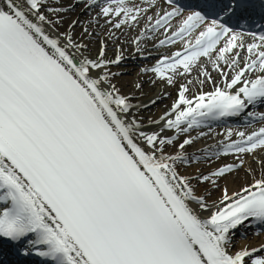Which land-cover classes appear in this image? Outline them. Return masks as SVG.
<instances>
[{"label":"snow or ice","instance_id":"snow-or-ice-1","mask_svg":"<svg viewBox=\"0 0 264 264\" xmlns=\"http://www.w3.org/2000/svg\"><path fill=\"white\" fill-rule=\"evenodd\" d=\"M167 2L171 10L157 13L154 23L148 17L149 24L166 34L159 46L182 41L183 51L162 56L141 72L173 85L174 77L190 75L207 57L224 84L193 98L180 86L170 111L150 121L160 131L149 133L128 119L131 97L111 84L122 74L111 69L119 68L123 57L106 58L102 44L94 60L77 62L68 49L87 46L70 35L61 46L46 30L80 3L99 6L98 15L109 23L119 18L116 29L137 22L148 8L128 0H104L102 6L98 0L67 6L0 0V264H6V255H34L44 264H264V255H256L264 246L232 250L239 226L264 224V177L231 196L225 189L222 206L211 211L191 178L174 167L186 158L165 154L175 137L161 135L173 129L187 133L204 120L236 117L264 103V33L238 32L230 23L246 17L250 0ZM245 35L252 37L246 47ZM221 62L234 70L230 80ZM237 135L240 139L217 155L236 154L239 165L220 167L200 176L199 183L216 184L212 178L243 166L240 154L264 150V127ZM191 143L185 139L178 147ZM192 204L208 215L202 218Z\"/></svg>","mask_w":264,"mask_h":264},{"label":"bare ground","instance_id":"bare-ground-1","mask_svg":"<svg viewBox=\"0 0 264 264\" xmlns=\"http://www.w3.org/2000/svg\"><path fill=\"white\" fill-rule=\"evenodd\" d=\"M54 1L57 4L62 3V0ZM99 1L101 0H98V2ZM151 2L155 4V7H151L148 0H139L134 3H129L130 6L139 5L148 8L149 10L147 11L146 15L142 14L137 22H131L130 24L122 25L119 29H116L115 27L112 29H107V25H104L103 18H101L98 13H94V16H87L89 9H95L97 6L85 8L79 4L76 5L74 11H68L70 15L69 17H71L70 20L63 21V23L59 26L60 29L63 28L62 31L64 32L61 37H54L53 34H51V32L46 28L52 38L59 39L61 46H63L64 42L68 40L69 35L71 36L73 42L82 46H87L86 48L81 47L79 50L74 48L73 54L68 50L77 62L85 58L94 60L102 44L106 49V58L114 59L117 55L123 57L120 67L117 68L113 66L111 69L113 73H122L121 75L113 77L111 79V84L115 85V87L119 89L121 95L131 97L130 103L134 105L132 109L133 115L128 118L130 120L135 118L143 125V131L149 133L160 130V125L152 124L150 121L157 120L161 116H164L166 112L170 111L172 103L177 98L178 89L180 86L185 85L189 88V92L186 93L189 98H193L194 96L199 95L201 92H211L214 90V85L216 86V84L211 85L208 82V76L216 77V73H213L216 66L212 61H209L203 66H196L194 69H192L190 75L174 77L173 85H161L154 78L153 74L150 75V72H140L138 67L135 68L136 72L134 73H132L134 68L127 69L122 67V65H137L136 63L138 59L144 61H155V57L157 56L159 57L157 60H159L162 56H168L171 52L177 51V49L180 48L176 47L175 49H171L165 46H159V41L166 39V34L164 33L163 29L152 31L148 17H153L152 22L154 23V19L157 18L156 14L165 11L167 8L161 6L157 1L151 0ZM71 3H73V0H66V3L64 2L63 5ZM76 20H78L79 23L70 28V23ZM173 23H178V20L173 21ZM90 30L92 31L91 35L86 38L87 35L85 32L88 33ZM88 39H92L94 47H91V45L87 43ZM244 43L246 47L250 42L244 39ZM242 55L247 56V53L243 52ZM242 65L243 60H241V66ZM219 68L223 71L226 70L222 62L219 64ZM228 71L232 72L234 70ZM216 72L218 73V70H216ZM201 73H204V77H201ZM201 80L204 82L200 83ZM138 84L142 85V88L138 89ZM106 86L109 87L108 85ZM152 101H156V103L153 104ZM223 134V132L211 130L203 135H200V137H206L209 135V141L212 142H204V145L202 149L199 150V152H206L207 150L216 149V146L223 138ZM239 139L240 137H235L233 141H237ZM256 157L258 160L264 161V150H260ZM245 182L246 177L244 176V179H238L234 180L233 182L226 183L224 190L227 189L228 194L231 196L241 191L243 187L250 186L254 180L250 179L246 183ZM219 196L220 197L218 199L220 200L223 196V193ZM216 205L217 204H215V206ZM263 244L264 236H259V238H256L250 244H240L237 250L244 247H247L248 249L259 248Z\"/></svg>","mask_w":264,"mask_h":264},{"label":"rangeland","instance_id":"rangeland-1","mask_svg":"<svg viewBox=\"0 0 264 264\" xmlns=\"http://www.w3.org/2000/svg\"><path fill=\"white\" fill-rule=\"evenodd\" d=\"M55 3V1L53 0ZM64 4V3H62ZM68 4H65L64 6H67ZM82 7H85L83 3H80ZM91 10H89L90 12ZM72 13V12H70ZM69 12H66L63 14L62 18L60 19V23L56 27L52 26H46V28L51 32V34L56 35L58 37H61L64 32L62 29L59 28V26L63 23V21L70 20L71 17H69ZM89 16V15H88ZM66 17V18H65ZM52 19H57V17H51ZM119 18H114V21H116ZM113 21V22H114ZM112 22V23H113ZM109 23L107 24V27L112 28L113 24ZM61 31V32H58ZM91 30L88 32L91 34ZM89 35L86 36L88 38ZM95 37V36H93ZM66 43V42H65ZM87 43L91 45V47H94V43L92 39H88ZM137 65H122L123 68L127 69H133L132 73L136 72L135 68L138 67L140 70L145 67V63L143 60H137ZM161 85H165L167 83L159 81ZM106 86V85H105ZM129 119V118H128ZM130 120V119H129ZM170 132V134H167ZM177 133V130H176ZM198 133V131L196 132ZM194 134H188L183 133L180 135H175V131L167 130L166 132L162 133L163 138H172L175 137L174 145H171L165 149V154L168 155H183L186 158V163L184 162H177L174 167L177 169L178 173L181 176L191 178V186L193 187L195 194L197 196H203L206 199L207 204L209 205V208L214 206L217 202H219V195L223 193L225 184L228 182H233L234 180L238 179H244V176L246 177V182L248 180H256L261 179L264 177V165L261 160H258L256 158V155L260 151V149L256 150L254 154H247L245 157L240 156V159L243 160V166L237 167L233 173L225 176L224 178H212L216 179V184H212L211 181L205 182L203 184L199 183V177L203 175H210L213 171L217 170L220 167H224L225 165L230 164H236L239 165L240 160L237 157L230 158L227 156H220L217 155V153L221 152V150L212 152V151H206V152H199V150L203 147L204 141L208 139H193ZM190 139L192 143L190 145H187L185 149H180L178 147L179 143H182L183 140ZM210 142V141H208ZM225 142H223L224 144ZM222 145V144H221ZM262 163V164H261ZM200 171V172H199ZM245 182V183H246ZM194 209L198 211V213L202 217H206L207 212H202L198 209V206L195 204H192ZM236 233L233 234V251L237 250V248L240 246V244H250L253 242L256 238H259V236L262 234H247L243 237L235 236ZM261 247V246H260ZM259 247V248H260ZM256 255H264V252H258Z\"/></svg>","mask_w":264,"mask_h":264}]
</instances>
